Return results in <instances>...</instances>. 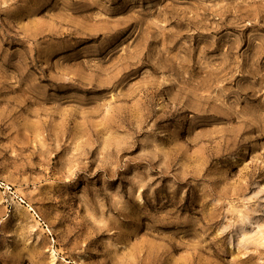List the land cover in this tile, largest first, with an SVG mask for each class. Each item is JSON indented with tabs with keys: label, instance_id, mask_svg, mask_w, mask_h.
<instances>
[{
	"label": "rangeland",
	"instance_id": "1",
	"mask_svg": "<svg viewBox=\"0 0 264 264\" xmlns=\"http://www.w3.org/2000/svg\"><path fill=\"white\" fill-rule=\"evenodd\" d=\"M0 264H264V0H0Z\"/></svg>",
	"mask_w": 264,
	"mask_h": 264
}]
</instances>
